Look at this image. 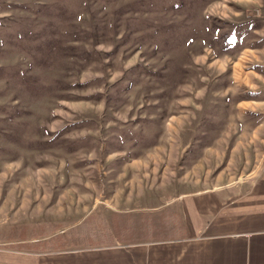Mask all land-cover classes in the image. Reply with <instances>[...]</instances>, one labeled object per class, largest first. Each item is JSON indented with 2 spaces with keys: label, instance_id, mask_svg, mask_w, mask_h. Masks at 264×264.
<instances>
[{
  "label": "rangeland",
  "instance_id": "obj_1",
  "mask_svg": "<svg viewBox=\"0 0 264 264\" xmlns=\"http://www.w3.org/2000/svg\"><path fill=\"white\" fill-rule=\"evenodd\" d=\"M262 169L264 0H0V256L69 264Z\"/></svg>",
  "mask_w": 264,
  "mask_h": 264
},
{
  "label": "crops",
  "instance_id": "obj_2",
  "mask_svg": "<svg viewBox=\"0 0 264 264\" xmlns=\"http://www.w3.org/2000/svg\"><path fill=\"white\" fill-rule=\"evenodd\" d=\"M145 224L144 238L107 234L97 248L69 252V264H264V169L231 196L216 189L183 194ZM5 255L0 262L29 261Z\"/></svg>",
  "mask_w": 264,
  "mask_h": 264
}]
</instances>
